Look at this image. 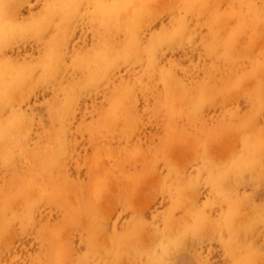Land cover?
<instances>
[{
  "label": "rangeland",
  "instance_id": "1",
  "mask_svg": "<svg viewBox=\"0 0 264 264\" xmlns=\"http://www.w3.org/2000/svg\"><path fill=\"white\" fill-rule=\"evenodd\" d=\"M0 264H264V0H0Z\"/></svg>",
  "mask_w": 264,
  "mask_h": 264
},
{
  "label": "bare ground",
  "instance_id": "2",
  "mask_svg": "<svg viewBox=\"0 0 264 264\" xmlns=\"http://www.w3.org/2000/svg\"><path fill=\"white\" fill-rule=\"evenodd\" d=\"M119 12H121V11H119Z\"/></svg>",
  "mask_w": 264,
  "mask_h": 264
}]
</instances>
